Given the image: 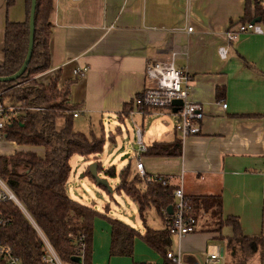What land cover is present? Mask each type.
<instances>
[{
    "label": "crops",
    "instance_id": "obj_1",
    "mask_svg": "<svg viewBox=\"0 0 264 264\" xmlns=\"http://www.w3.org/2000/svg\"><path fill=\"white\" fill-rule=\"evenodd\" d=\"M25 1L14 0L8 7L7 0H0V65L4 61L5 25L25 21ZM254 1L264 9V0ZM244 5L245 0H54L50 69L35 80L46 86L56 74L61 89L78 79L69 87L68 104L79 114L73 118L74 128L99 137L96 131L103 126L104 118L112 125L110 121H117L125 106L132 108V100L152 86L145 74L146 64L155 59L172 61L189 77L190 100L204 107L205 120L198 137L182 141L181 157L141 156L144 171L147 176L159 174L179 180L184 194H219L223 219L237 218L242 234L255 238L264 235V14L259 17L253 13L251 21L260 20L256 24L262 35L238 34L233 42L226 40L228 32L237 31L245 22ZM189 27L191 32H187ZM220 47L227 49L226 59L220 58ZM242 59L257 73L246 68ZM84 69L82 76L75 78V72ZM217 88L225 89L220 100L216 99ZM155 111L135 116L130 122L143 135L144 120L149 115L157 117L147 131L146 147L160 139H179L175 134L176 117L170 109ZM165 115L173 119V125L158 119ZM77 123H83L85 128L92 126V130L82 131ZM31 150H41L42 154L36 155L43 157L42 148ZM137 158L126 161L127 155L120 172ZM92 159L90 164H102L99 156L88 160ZM113 162L108 161L106 166ZM101 177L108 181L106 176ZM88 178L99 192L95 181ZM67 193L72 199L68 188ZM79 203L101 209L100 205ZM117 219L141 235L148 229L145 215L135 226L120 216ZM96 223L97 220L93 240ZM231 234V227H224L220 233H191L180 243L171 239L170 250L177 252L179 248L184 264H204L207 254L224 248L223 240ZM107 237L110 243L109 227ZM131 259L133 264H168L141 240L134 242Z\"/></svg>",
    "mask_w": 264,
    "mask_h": 264
},
{
    "label": "trees",
    "instance_id": "obj_2",
    "mask_svg": "<svg viewBox=\"0 0 264 264\" xmlns=\"http://www.w3.org/2000/svg\"><path fill=\"white\" fill-rule=\"evenodd\" d=\"M30 3V0L25 1L26 17L23 23L7 22L5 25L2 50L4 61L0 65V78L14 75L25 60L29 39ZM53 3L54 0H36L34 44L27 69L18 80L0 83V93L10 87L21 86L26 76L29 77L27 80L35 85L34 91L16 90L7 97L11 103H19L23 112L16 119L6 118L1 139H6L17 147L42 148L43 157H38L33 152H15L10 156H0V179L7 184L63 263L74 264L72 259H75L77 253H81L80 264H91L96 220H103L109 227V258L131 259L134 242L141 240L148 248L166 259V255L171 251L172 237L165 229H146L145 234L141 235L124 222L72 200L67 193L72 171L71 158L79 156L88 160L89 157L99 156L105 147L106 137L103 131L97 138L92 132L85 135L73 127L72 112L76 109L68 104L69 87L78 79L67 83L61 89L58 88L59 76L56 74L46 86L36 83V77L50 69V16ZM13 4L14 0H7L8 7ZM253 13L259 17L264 14L261 3L245 0V24L252 23ZM242 60L246 68L257 73L250 64ZM81 76L77 74L75 78ZM224 95V88L216 89L217 100L222 99ZM132 108H123L117 119L118 123L124 125ZM121 132L120 127H115V134ZM115 134L112 133L111 137L114 138ZM181 155L182 141L176 136L169 141L152 143L141 154L143 157L152 158H179ZM130 170L131 165L128 164L120 172L118 179L126 183ZM104 173L110 179L117 177L115 166ZM135 176L140 178L139 174L135 173ZM134 180L138 182L136 178ZM179 186L180 181L173 180L166 185L147 183L145 190H142L141 184H137L131 188L123 187L119 191L124 192L136 205L139 217L143 220L145 213L151 208H155L162 218V210L171 205L173 192ZM115 188L113 192L119 193L117 186ZM99 189L108 195L113 194L102 186H99ZM185 197L189 203V215L195 219L196 233H220L223 227H231V237L223 241L226 243V253L234 249L235 264H245L246 259L249 260L254 253L259 254L258 264H264V235L255 238L244 236L237 218L223 219L219 194H185ZM0 209L4 220H9L4 228H0L1 242L12 246L20 257L21 264H42L44 245L36 229L13 202H3Z\"/></svg>",
    "mask_w": 264,
    "mask_h": 264
},
{
    "label": "built area",
    "instance_id": "obj_3",
    "mask_svg": "<svg viewBox=\"0 0 264 264\" xmlns=\"http://www.w3.org/2000/svg\"><path fill=\"white\" fill-rule=\"evenodd\" d=\"M110 28H112V26H110ZM191 31L192 29L190 27L187 28V32ZM238 34L262 35L263 32L257 24L244 23L239 26L237 31L227 33V42H233ZM218 53L220 58L226 59L227 49L225 47H220ZM84 71L85 69L82 71H76L74 75H82ZM145 74L147 79L152 83V86L145 88L132 100L133 108L129 113L128 120L133 123L135 116H144L149 114L147 112H153L155 110L170 109L171 113L176 117L175 133L179 136L180 141L198 137L201 134V124L205 120V111L200 103H195L190 100L189 77L183 71L176 69L173 66L172 61L163 59L150 60L146 64ZM3 93L4 92L0 93V139L3 135L2 132L6 118L16 119L21 114L19 108H17L14 103L2 100ZM177 101H180L181 105H174V102ZM222 107L226 108V105H223ZM78 116V112H72V117L74 119L78 118ZM133 125L135 126V143L137 145L136 156L138 157L135 165L137 174H139L140 178L144 180L146 184H168V182L171 181V177L169 176H147L145 173L140 156L146 151V146L143 143L142 130L137 125ZM7 201L13 202L38 232V236L44 245L41 258L42 264H66L59 259L53 247L50 245L46 237L39 231L38 227L31 220L21 203L10 191L7 184L0 179V208L1 204ZM169 207L172 208L171 215L167 214V208L162 210L164 229L172 238L180 243L185 236L196 232L195 219L189 215V203L185 197L181 182L180 186L173 192L172 203ZM8 222V219L6 221L4 220L0 209V228H4ZM168 253L169 254L166 255L165 259L168 264H184L181 258V250L179 248L177 252L170 251ZM225 256V247L217 248L213 252L207 254L204 264H223ZM74 257L80 259L82 262L81 253H77ZM0 264H21V259L16 255L12 246L2 243L1 240Z\"/></svg>",
    "mask_w": 264,
    "mask_h": 264
},
{
    "label": "rangeland",
    "instance_id": "obj_4",
    "mask_svg": "<svg viewBox=\"0 0 264 264\" xmlns=\"http://www.w3.org/2000/svg\"><path fill=\"white\" fill-rule=\"evenodd\" d=\"M29 77L26 76L25 80L22 81L21 86L16 87H10L9 89H6L4 93L2 94V100L3 101H10L9 98H7L10 94L14 93L16 90H35L32 83H30V80H27ZM2 89H0L1 91ZM15 106L19 108V112H23V107L19 103H15ZM157 118L154 115H149L144 120V127H143V143L147 144V131L150 129V125L152 121ZM161 120V122L167 123L168 125H173L174 123L170 119L168 115H165L163 117L158 118ZM157 120V119H156ZM74 121V120H73ZM112 125L114 127H120L121 128V134H115V129L113 130L112 125L109 124L108 118H104L102 120L103 126L101 128H98L96 132H99L100 134L102 131L105 133L106 137V144L103 149L102 154L99 155L100 163L95 162L97 164V171L98 178L102 179L105 176V171L112 168V166H115L117 168V171L115 169V174L119 175L120 173V165L123 161L121 160L124 156H129L130 160L134 156V151L137 149V145L135 143V128L130 123V121L126 120L124 125L118 123L115 119L112 121ZM135 122L140 125L141 121L139 119H136ZM77 127H80L82 131L86 130H92V126L87 125V128L83 127V123H77L75 124ZM74 127V123H73ZM75 129V128H74ZM79 132V131H78ZM91 131L87 132L85 135H89ZM82 133V132H80ZM93 133V132H92ZM114 133L115 137L112 138L111 134ZM84 134V133H83ZM100 137V136H99ZM97 137V138H99ZM162 140V139H160ZM157 140V141H160ZM156 142V141H154ZM153 142V143H154ZM146 146V145H145ZM32 147H17L14 143L7 141L6 139H0V156H10L14 154L15 152H33L38 154H42L41 150L34 151L31 150ZM134 150V151H133ZM93 158V157H91ZM141 159V158H140ZM89 161L79 156H74L70 160V165L73 167V171L71 173V176L68 181V190L70 193H72L71 197L75 201L83 202L85 201L89 205H95L94 207H99L100 210L93 208L94 210L101 212L103 214H108V216L114 215L115 219H117V216L121 217V220L126 219L127 221H130L135 226V223L140 225V220L138 217V210L137 207H134V204L132 203L131 199L126 197L124 192L121 193L119 190H121L123 187L125 188H131L134 185L141 184L142 190H145L146 182L144 180H140L135 176V171L133 170L135 163H131V170L129 178L126 179V183H123L122 180L116 179H110L108 178L109 187L113 190H115L117 185V190L119 193H116V191L113 192L112 195H108L103 190H100L97 187V192L92 186H94L90 180H89V174L88 170L85 173L86 168H88L91 164ZM108 161H114L112 165L106 166ZM101 169H104L105 171H101ZM135 169V167H134ZM124 170V169H123ZM122 170V171H123ZM85 173V174H84ZM125 177V176H124ZM123 177V178H124ZM137 179L138 182H135L134 179ZM105 179V178H104ZM179 181L175 178H171V181ZM92 201H94L95 204H92ZM136 206V205H135ZM111 207V208H110ZM125 214L127 216H125ZM119 219V218H118ZM117 219V220H118ZM120 221V220H119ZM145 225L148 229L151 230H159L164 229V224L162 223V218L157 214L155 208L149 209L145 214ZM224 228V227H223ZM221 229V231L223 230ZM95 236L92 244V258H91V264H133L132 259H118V258H109L108 257V249H109V241L107 237L108 227L106 222L103 220H97L96 226H95ZM221 239H224V236L222 235L220 237ZM173 239V238H171ZM226 247V246H224ZM229 248V245H228ZM233 253V254H232ZM235 252L234 249L232 252L226 253V256L224 257L223 264H235L234 256ZM74 260V259H73ZM259 262V254L254 253L249 260L246 259L245 264H258Z\"/></svg>",
    "mask_w": 264,
    "mask_h": 264
},
{
    "label": "water",
    "instance_id": "obj_5",
    "mask_svg": "<svg viewBox=\"0 0 264 264\" xmlns=\"http://www.w3.org/2000/svg\"><path fill=\"white\" fill-rule=\"evenodd\" d=\"M30 13H29V20H28V30H29V39H28V48H27V54L25 57V60L22 64V66L19 68V70L12 76L6 77V78H0V83H8V82H14L18 80L26 71L27 66L30 62L31 55H32V50H33V44H34V32H35V10H36V0H30ZM260 20H254L252 24H256ZM174 105H181L180 101L174 102ZM127 156H124L122 160L126 159ZM88 173L90 177L92 178L93 181H95V185L99 188V186L104 187L110 194H112V189L109 187V183L106 179L98 178L97 174V164L93 163L89 166L88 168ZM167 214L171 215L172 214V208L168 207L167 208ZM74 264H80L81 261L80 259L75 258L74 260L72 259Z\"/></svg>",
    "mask_w": 264,
    "mask_h": 264
}]
</instances>
